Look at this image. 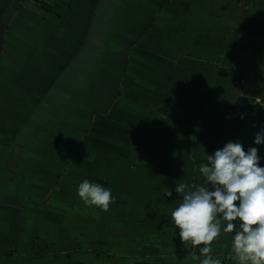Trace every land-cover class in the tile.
Here are the masks:
<instances>
[{"label": "crops", "instance_id": "0c3cea01", "mask_svg": "<svg viewBox=\"0 0 264 264\" xmlns=\"http://www.w3.org/2000/svg\"><path fill=\"white\" fill-rule=\"evenodd\" d=\"M54 1L60 25L0 0V264H199L164 192L203 183L229 140L264 157V0ZM84 179L111 189L107 211Z\"/></svg>", "mask_w": 264, "mask_h": 264}, {"label": "clouds", "instance_id": "9594fccd", "mask_svg": "<svg viewBox=\"0 0 264 264\" xmlns=\"http://www.w3.org/2000/svg\"><path fill=\"white\" fill-rule=\"evenodd\" d=\"M255 104L264 107L260 100ZM254 144L264 146V128L255 133ZM259 151L229 140L198 165L203 183L174 179V189L165 190L168 198L173 191L181 197L170 221L178 229L181 250L199 264H221L212 245L222 234H230V258L237 264H264V157ZM76 194L104 211L115 202L111 189L88 179L78 184Z\"/></svg>", "mask_w": 264, "mask_h": 264}, {"label": "trees", "instance_id": "16d2710c", "mask_svg": "<svg viewBox=\"0 0 264 264\" xmlns=\"http://www.w3.org/2000/svg\"><path fill=\"white\" fill-rule=\"evenodd\" d=\"M46 18L56 19L60 25L65 18L69 7L54 0H33ZM41 3V5H39Z\"/></svg>", "mask_w": 264, "mask_h": 264}, {"label": "rangeland", "instance_id": "374dc122", "mask_svg": "<svg viewBox=\"0 0 264 264\" xmlns=\"http://www.w3.org/2000/svg\"><path fill=\"white\" fill-rule=\"evenodd\" d=\"M23 122H22V126H24V123H25V120L23 119L22 120ZM27 121V120H26ZM25 127H23L20 131H22L23 129H24ZM26 134H21V137L22 138H26ZM26 139H28L27 141H29V142H31V143H33V142H40V136H38V135H31V136H27V138ZM21 142V141H20Z\"/></svg>", "mask_w": 264, "mask_h": 264}, {"label": "water", "instance_id": "95a60500", "mask_svg": "<svg viewBox=\"0 0 264 264\" xmlns=\"http://www.w3.org/2000/svg\"><path fill=\"white\" fill-rule=\"evenodd\" d=\"M39 5H41V3H39Z\"/></svg>", "mask_w": 264, "mask_h": 264}]
</instances>
